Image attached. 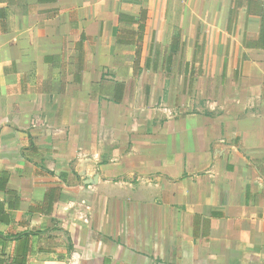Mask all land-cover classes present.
Listing matches in <instances>:
<instances>
[{
	"label": "crops",
	"instance_id": "crops-1",
	"mask_svg": "<svg viewBox=\"0 0 264 264\" xmlns=\"http://www.w3.org/2000/svg\"><path fill=\"white\" fill-rule=\"evenodd\" d=\"M0 264H264V0H0Z\"/></svg>",
	"mask_w": 264,
	"mask_h": 264
}]
</instances>
